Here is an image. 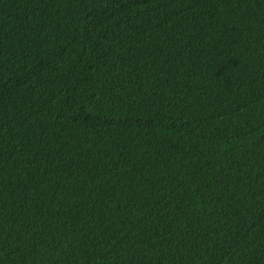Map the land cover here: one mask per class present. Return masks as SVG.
Wrapping results in <instances>:
<instances>
[{
    "label": "trees",
    "instance_id": "16d2710c",
    "mask_svg": "<svg viewBox=\"0 0 264 264\" xmlns=\"http://www.w3.org/2000/svg\"><path fill=\"white\" fill-rule=\"evenodd\" d=\"M0 264H264V0H0Z\"/></svg>",
    "mask_w": 264,
    "mask_h": 264
}]
</instances>
